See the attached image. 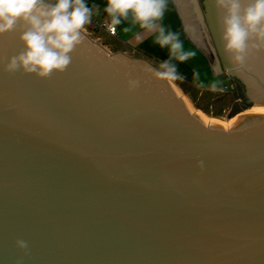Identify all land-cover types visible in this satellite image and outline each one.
<instances>
[{"label": "water", "instance_id": "water-1", "mask_svg": "<svg viewBox=\"0 0 264 264\" xmlns=\"http://www.w3.org/2000/svg\"><path fill=\"white\" fill-rule=\"evenodd\" d=\"M173 1L213 74L264 104V46L237 60L216 0ZM20 35H0V264H264V112L207 122L85 31L63 73L9 74Z\"/></svg>", "mask_w": 264, "mask_h": 264}, {"label": "clouds", "instance_id": "clouds-1", "mask_svg": "<svg viewBox=\"0 0 264 264\" xmlns=\"http://www.w3.org/2000/svg\"><path fill=\"white\" fill-rule=\"evenodd\" d=\"M225 12L223 40L226 50L242 59L249 47L264 46V0H216ZM166 0H107L104 11L111 18L113 34L116 26L132 19L141 27L156 30V21L162 19ZM98 6L89 7L87 0H0V35L19 27L24 48L8 58L4 71L13 74L23 71L41 79L51 78L54 72L63 73L71 63V53L82 42L85 25L90 24ZM156 43L169 47L170 56L184 62L191 53L182 51L179 35L159 28ZM160 79H174L176 67L166 60L153 73ZM139 81L130 80L129 90H135ZM203 167V161L199 162ZM16 245L29 255L28 243L17 240Z\"/></svg>", "mask_w": 264, "mask_h": 264}, {"label": "crops", "instance_id": "crops-1", "mask_svg": "<svg viewBox=\"0 0 264 264\" xmlns=\"http://www.w3.org/2000/svg\"><path fill=\"white\" fill-rule=\"evenodd\" d=\"M87 4L89 7H92V5L98 6L96 11L108 16L104 11L107 0H87ZM155 23L158 26L157 29L149 30L141 27L140 23L133 22L131 18L122 22L117 26V36L112 37L114 50L125 52L134 57L145 58L158 67L161 62L170 60V63L176 67V75L183 77L185 80L201 82L207 86L223 84L222 77L213 74L207 58L189 41L173 0H166L163 17ZM160 27H163L166 32L179 35V40L182 42V51L191 53L187 60L180 62L171 57L169 47H161L155 42ZM234 99L235 104L239 103L238 100H241L237 92L234 93Z\"/></svg>", "mask_w": 264, "mask_h": 264}, {"label": "rangeland", "instance_id": "rangeland-1", "mask_svg": "<svg viewBox=\"0 0 264 264\" xmlns=\"http://www.w3.org/2000/svg\"><path fill=\"white\" fill-rule=\"evenodd\" d=\"M85 32L95 41L104 45L111 53L121 52L114 50L115 47L112 45L114 40L112 37H109L104 30H93L92 26L87 24L85 25ZM225 77L227 80L226 85L229 86V89H225V84L223 85L222 83L207 86L201 82L185 80L178 75L170 80L179 94L191 104L194 111L199 113L202 112L210 118L207 122L213 120L229 126L232 122H230V120L236 117L232 116V108L235 104L234 93H236V83L232 77L227 75H225ZM238 102L241 103V100H238ZM251 105L254 104L250 103L242 112L249 110ZM236 118L234 120H236Z\"/></svg>", "mask_w": 264, "mask_h": 264}, {"label": "built area", "instance_id": "built-area-1", "mask_svg": "<svg viewBox=\"0 0 264 264\" xmlns=\"http://www.w3.org/2000/svg\"><path fill=\"white\" fill-rule=\"evenodd\" d=\"M110 20L111 18L108 17L107 15L104 14H100L97 11L94 12L93 16H92V21L89 24L90 26H92L93 30H104L105 33L109 36V37H116L117 36V26H116V31L113 34L111 28L109 27L110 24ZM225 89H229L228 85H224Z\"/></svg>", "mask_w": 264, "mask_h": 264}, {"label": "trees", "instance_id": "trees-1", "mask_svg": "<svg viewBox=\"0 0 264 264\" xmlns=\"http://www.w3.org/2000/svg\"><path fill=\"white\" fill-rule=\"evenodd\" d=\"M235 83H236V92H237L238 97L241 99V103H236L233 105L232 116L242 112L245 108H247L250 105V102L248 101L246 97L244 88L241 85V83L237 80H235Z\"/></svg>", "mask_w": 264, "mask_h": 264}, {"label": "bare ground", "instance_id": "bare-ground-1", "mask_svg": "<svg viewBox=\"0 0 264 264\" xmlns=\"http://www.w3.org/2000/svg\"><path fill=\"white\" fill-rule=\"evenodd\" d=\"M178 93H179V92H178ZM186 101H187V100H186ZM187 102H188V101H187ZM188 103H189V102H188ZM189 105L191 106L190 103H189ZM191 107H192V106H191ZM192 109H193V108H192ZM248 111H250V112H264V104L256 103V104H254L253 106H251V107L249 108ZM198 113H199V112H198ZM200 114L205 118L206 121H209V120H210V118L207 117L204 113L200 112ZM235 118H236V117L232 118V119L230 120V122L233 121Z\"/></svg>", "mask_w": 264, "mask_h": 264}]
</instances>
